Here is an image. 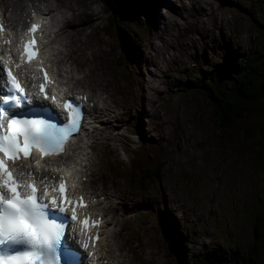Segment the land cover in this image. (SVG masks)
<instances>
[{
  "label": "rangeland",
  "instance_id": "1",
  "mask_svg": "<svg viewBox=\"0 0 264 264\" xmlns=\"http://www.w3.org/2000/svg\"><path fill=\"white\" fill-rule=\"evenodd\" d=\"M5 1L0 0V11L7 8ZM35 2L41 9L65 5V0ZM111 2L117 12L115 23L127 30V36H110L104 29L105 9ZM173 4L181 13L174 5L170 9V0H73L80 12L89 11L78 20L86 19L85 31L99 43L95 49H106L99 91L107 89L104 99L109 108H116V116L128 115L113 123L117 128L126 123L128 128L141 126L147 143L154 145L153 152L143 156L147 166L132 163L109 140L97 151L87 187L107 197L109 218L116 224L115 230L107 227L104 244L111 245L115 264H260L257 254L251 261L250 253L264 249V226L260 240L256 234L264 215V0ZM8 14L12 15L10 9ZM23 14L17 28L26 20ZM75 37L74 45L60 37L66 49L59 51L61 59L77 62L79 71L73 66L71 74L76 78L86 74L70 85L86 88L93 79V55L80 49L84 36ZM217 41L221 47L213 51ZM202 55L206 60L199 58ZM248 56L258 70L257 101H250L244 116L222 128L214 98L201 84L210 75L217 88L243 98L236 79L219 77L215 71L226 64L240 65ZM144 57L149 69L143 65ZM159 62L165 65L163 71ZM106 66L115 82L108 78ZM81 155L83 159L77 158L85 164ZM171 216L188 230V255L166 233ZM212 247L224 254L209 263L204 257L214 251ZM239 251L242 258L237 260Z\"/></svg>",
  "mask_w": 264,
  "mask_h": 264
},
{
  "label": "bare ground",
  "instance_id": "2",
  "mask_svg": "<svg viewBox=\"0 0 264 264\" xmlns=\"http://www.w3.org/2000/svg\"><path fill=\"white\" fill-rule=\"evenodd\" d=\"M175 1H180V0H170V6H169L170 9H171L172 5H174L175 11L178 12V13H181V8L178 7L177 4H173V2H175ZM34 2H35V0H6L5 1L6 5H7V9H10L13 12V15H11L10 18L13 17V24L14 25H13V28H12V32H16V35L18 34L17 31H19V29L16 28V26L19 25L17 22H18V20H22L23 19V15H24L23 13H25V15H26V20H31V19L35 20V19L38 18L39 12H40L39 9H41V8L36 9ZM210 3H213V1H210ZM71 4H73V2H70L69 0H65L64 8H57L56 6H51L52 7V11H49V6L47 7V10L49 11V13L55 19H56V17L58 15H60L61 17H63L66 20V24L61 29L60 34H59V36L63 35V37H66V38L69 39V42H67L66 45H69L73 41L74 42L75 41L78 42V39L75 37V35L79 34V33H83L84 30H85V26L82 23H79L78 20H76V18L78 19V17L80 16L81 13H88L89 14L88 10L84 9L82 12H80L79 9H77L76 7L74 8ZM119 4H120V2H119ZM111 7L113 8V5ZM215 8L217 9L216 5H215ZM141 9L144 10V7L143 8L141 7ZM145 9H146V7H145ZM1 11L5 12V10H3L2 8H1ZM112 12L114 13V19H115L116 15H117V12L115 10L112 11ZM92 14L93 13H91L90 15H92ZM26 20H24V23L26 22ZM73 25H76L77 27L71 29L70 27H72ZM117 27H118L117 33H118L119 36H121L122 34L127 36V34H128L127 30L125 28H123V26L117 25ZM220 31H221V28H220ZM229 31H230V29H228V32ZM228 32H226V33H228ZM230 33H231V31H230ZM221 35L223 37V32L221 33ZM84 36H85V38L80 40V42L82 43L81 47H87L88 45L92 46L93 35L92 34H88V33H84ZM12 38L14 40H16L17 37L13 36ZM8 39H10V37H8ZM46 46H47V44H46ZM212 47H213L212 50L216 51V49H218V47H221L220 41H217L216 44L214 43L212 45ZM45 49H49V48H45ZM49 50H54V49H49ZM58 50H64V49H58ZM81 50H82L83 53H85L89 49H81ZM91 50L94 51L93 52L94 53V57L97 60L99 59L100 55H102L105 52L104 49H98V50L91 49ZM148 53L151 54L150 50L148 51ZM12 56L13 55L11 54L10 57L12 58ZM149 58H151V56H149ZM199 58H203V60H206V56L205 55L199 56ZM144 60H145L144 61L145 64H143L144 67L146 69H149L150 67H148L149 66V62H148L147 57H144ZM64 61H67V59L64 60ZM99 64H102V62H100ZM237 66H241V65H237ZM160 67H161V71H163L165 69V65H163L161 63H160ZM228 67H230V66H228L226 64L225 68H223V67H221V68L226 69ZM56 68H57V66H56ZM6 69H8V70H10L12 72H14L16 70L15 67L12 66V64L10 62H7ZM90 72H91V74H93L92 76H93L94 80L92 78L89 79V82H90L89 86L86 87L84 91L72 89L70 87V85H69V76H68L67 80H68V85H69V91L65 95H60L59 94V100L60 101L57 102L55 105H57L59 107L65 106L71 100H74L81 107H84L87 104H91L92 105V110H94V112H96L98 106L100 104H102V103L98 102L96 91H99V88H98V86L100 84L99 78H103V74L100 73V67H99L98 63H96L90 69ZM108 78H111V76L109 74H108ZM210 78H212V76L209 75L208 79L203 80V82L209 80ZM96 81H98V83ZM61 84H62V86L65 85L64 83H61ZM5 85H8V84H5ZM201 85H203V83ZM62 86H60L59 89L62 88ZM56 99H58V98L56 97ZM101 110H102V112H104L106 114V111L104 110L103 107L101 108ZM109 113H110V111L108 110L106 115H108ZM54 117H56L55 114H54ZM65 153H68V158H69V160H71V165H67L68 167H66V172L70 173L73 177H78L79 174L81 173V169H80V165L78 164V162L75 161V159H74V157L72 155L73 152L72 151H70V152L66 151ZM59 156L60 155L52 156V158H59ZM34 174H36V173L34 172ZM147 182H150V180L147 181ZM113 209L117 210V206H113ZM88 210L90 212L93 211V209H88ZM111 213H112V210L107 209V208L103 209V214L108 216V218L103 220L104 230H106L107 226H110V225L115 230L116 224L113 221L114 218L113 217L109 218V214H111ZM120 231H121V229L119 228L118 232H120ZM212 249H214V247H212ZM77 252L79 253V250H77ZM106 253L109 254V252H106ZM220 255L221 254H219V257H220ZM86 264H89V263L86 262Z\"/></svg>",
  "mask_w": 264,
  "mask_h": 264
},
{
  "label": "trees",
  "instance_id": "3",
  "mask_svg": "<svg viewBox=\"0 0 264 264\" xmlns=\"http://www.w3.org/2000/svg\"><path fill=\"white\" fill-rule=\"evenodd\" d=\"M129 1V0H128ZM139 3H137L138 5ZM112 6V2L107 5V10L108 12H110L111 10H113ZM117 17V15H116ZM115 17V19H116ZM115 19H114V13L110 14V16L108 17L107 21V25H105V30L106 33L110 36H114L115 34H117V30L118 27L117 25H120L118 23H115ZM121 26V25H120ZM123 35V34H122ZM124 36V35H123ZM123 41V39H122ZM127 50V49H126ZM254 60L252 58V56H248L247 59L240 63L241 66H231L223 69L220 68L219 70L215 71L217 72V75L219 77H223V76H227V77H231L236 79L237 84L239 85V87L242 89L243 93L242 95H244V97H236L235 95H231L229 94V92H227V90H223L222 88H217L215 85L216 83L213 82V79L210 78L207 81L203 82V85L206 87L207 92L211 95L212 98H214V105L216 106L215 109V115L217 117V119H219L221 121V123L223 124L221 127H230L231 124L233 123V120L235 118H239L243 113H245L248 109V104L250 101H252L253 99L254 102L257 101V90H256V80L258 79V70L256 71V66L254 65ZM201 86V85H200ZM215 86V88H214ZM151 180V178H149L147 181ZM139 182L143 183L144 182V178L143 177H139ZM262 220H259V222H257V236H258V240H260L263 236V233L261 231V227L264 226V215L261 216ZM260 217V218H261ZM173 238H175L176 245L183 250L184 249V238L182 237L181 233L178 231H175L173 233ZM240 244V243H239ZM241 245V244H240ZM258 248V247H257ZM255 249L254 252L250 253V259L251 261L254 260L255 255L257 254L258 258L261 259V263L260 264H264V249L259 250ZM216 252V253H215ZM233 253V252H232ZM219 254H221V252H218L216 250H208L207 251V255L204 258H207L209 263H214L216 258H219ZM224 254V252L220 255V257ZM252 254V256H251ZM236 257L235 259L239 260L242 258L241 256V252H236L235 253ZM181 258V257H180ZM183 259L181 258V263Z\"/></svg>",
  "mask_w": 264,
  "mask_h": 264
}]
</instances>
